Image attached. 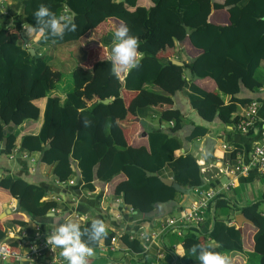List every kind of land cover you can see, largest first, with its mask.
Segmentation results:
<instances>
[{"label":"trees","instance_id":"1","mask_svg":"<svg viewBox=\"0 0 264 264\" xmlns=\"http://www.w3.org/2000/svg\"><path fill=\"white\" fill-rule=\"evenodd\" d=\"M15 1L12 9L7 8L8 16L0 15V145L7 140L4 154L10 155L17 150L19 160L23 159L22 154H41L40 161L52 167L54 181L60 184H68L76 176V167L80 179L75 186L67 187L71 190L69 192L67 188L60 191L61 187L55 183L35 184L22 176L3 175L0 187L16 198L18 205L13 214L0 221V241L13 227L27 228L31 239L35 234V221L43 227L55 226L56 219L62 223L67 214L50 216L51 209L69 210L72 204L67 200L71 197L67 198V193L79 195L82 184L84 191L94 192L96 180L110 183L118 176H124L126 179L116 186L115 194L145 219L158 203L176 199L182 189L205 187L201 166L192 153L174 157L179 141L175 136L183 128L185 117L180 109L165 106L173 103L172 96L177 92L188 89L192 107L204 121L213 122L220 118L226 125L238 122L236 113L240 106L252 101L237 97L242 87L257 92L264 86L261 74L264 65V0H225L224 5L217 4L216 0H152L153 6L149 8L139 6L138 0ZM41 3L57 16H68L76 24V30L66 31L63 39L45 40L41 37L37 44L44 51L40 54L35 50L36 54L32 55L23 47L22 24H35L33 13ZM226 7L230 14L228 25L210 22L214 9ZM12 16H16L15 21ZM111 18L126 25L130 35L138 37L140 66L126 73L123 79H117L110 75L109 59H99L86 66V54L73 70V89L63 98L54 96L63 73L51 66L55 56H52L50 46L79 44L81 38ZM109 32L114 33L113 30ZM103 38L100 42L105 47ZM177 41H189L201 50V54L185 66L159 56L161 51L174 47ZM186 70L190 73L189 80L185 76ZM199 79L214 80L218 92L201 89L195 83ZM147 84L159 87L161 93L149 91L145 87ZM123 89L139 92L129 106L122 96ZM225 96L230 97L228 103ZM108 98L112 99L108 104L99 102ZM41 99L46 100L44 111L37 104ZM158 106L165 108H155ZM146 107L153 108L152 112L162 123L174 122V126L157 130L146 128L149 147L132 146L125 135L122 120L129 111L139 115V109ZM41 116L40 131L23 135L18 144L21 126L28 121L37 122ZM85 120L90 122L87 126ZM208 132L207 127L196 125L188 140L201 139ZM165 168H170L175 184L164 182L162 172ZM23 174L29 175L28 163ZM55 192L61 196V201L48 197ZM95 199L99 202V198L94 197L89 204L93 206L95 202L98 206ZM263 202L264 194L260 202L241 209L253 222L250 223L254 227L251 249L248 248L247 230L242 235L236 225L228 224L229 219H220L217 212L229 206L228 200L220 198L214 206L216 214L211 232L204 230L202 224L184 229V235L180 237L185 250L181 264H197L191 247L195 244L207 247L212 240L216 242V246L210 248L212 251L222 255L246 253L250 257L246 264H256L254 255H257L260 264H264V211L260 208ZM91 221L80 224L81 229L88 227ZM132 234L129 230L124 231L123 244L141 253V241L138 237L131 240ZM116 235L117 232L107 226V236L103 240L110 244ZM165 246L164 264H171L173 252L167 244ZM109 256L113 261L120 258L122 262L119 264H137L125 255L110 253ZM154 259V255L149 256L147 264ZM111 260L91 257L89 263L110 264Z\"/></svg>","mask_w":264,"mask_h":264},{"label":"crops","instance_id":"2","mask_svg":"<svg viewBox=\"0 0 264 264\" xmlns=\"http://www.w3.org/2000/svg\"><path fill=\"white\" fill-rule=\"evenodd\" d=\"M15 2V0L11 2V4L8 5V8L12 9L15 6ZM216 3L224 5L225 0H216ZM138 4L139 6H144L147 8L153 6L152 0H138ZM12 17L15 21L16 16ZM209 20L210 22L217 25H228L230 23V14L228 12L227 7L223 9H214L210 15ZM119 25L123 24L119 21H116L115 19H108L102 24H100L96 29H94V31L81 38L79 44L77 43L71 45L74 50L76 48L81 49L80 52L82 55V59H80V61L85 58L86 54H88V61L86 63V66H90L93 61L99 59H108L111 54L114 38V33H110L109 31H115V29ZM12 26L14 25L12 24ZM22 35H24V37L28 39L29 47H33L35 50L39 51L40 54L42 51H44V48H41L37 44L39 39L41 38L39 34L33 33L29 35L25 29L22 30ZM102 36H104L102 42L105 47L100 42ZM33 45L38 46L40 49L38 50V47L35 48ZM59 48L60 53H63L62 49L65 50L67 47H58V49ZM200 54L201 50L195 48L192 44H190L189 41H177L174 47H169L166 50L161 51L159 56L167 57L174 64L178 62L180 64L179 66H185L186 64L190 63L193 58L198 57ZM140 57L141 55L139 56V59ZM125 74H122L121 79H123V76ZM261 74L264 78V65L261 69ZM185 76L187 80L190 79V73L188 70L185 71ZM195 83L205 91L214 93L218 92V87L214 80L199 79ZM145 87L149 91L161 93V89L157 86L147 84ZM58 91L61 92L58 93ZM66 93L67 92H64L62 88L57 87L56 90L53 92V95L63 98ZM138 95L139 92L129 91L126 89L122 90V96L126 105L128 106L138 97ZM237 97H239L240 99L249 98L252 100H258L259 102V111L256 126L248 133H241L235 128L234 125H226L222 123L220 118H216L213 122L204 121L192 107L188 96V89L177 92L174 96H172L173 103L166 106L164 105L165 107L171 106L173 108L180 109L185 117V123L183 128L175 136L177 137V139H179V141L177 143L178 148L174 152V157L178 158L181 155H185L186 153H192L197 158L198 164L201 166V168L203 166L204 168H206L205 171L202 172L203 179L205 180V187L213 185L215 184V182L225 183L229 179H231L232 177L226 174L224 171L225 160L219 156H224L225 159L230 158L231 160H233V162H236L235 158L239 157L244 159L245 161H248L249 155L253 149L254 142L259 139L261 135V130L264 128V86L257 92H252L247 88L242 87V90L237 95ZM229 100L230 97L225 96L226 103H228ZM37 104L39 107L42 108V111L45 110V99H41L37 102ZM164 106H158L155 108H165ZM152 110L154 109L151 107L141 108L139 109V115L138 113L137 115H135L134 112L129 111L128 114H126V118L122 120L125 135L129 144H131L132 146L149 147L148 132L146 128H149L148 130H157L159 128L169 127V124L165 122L162 123L159 120V116L156 113H153ZM242 111L243 106H240L236 115L239 116ZM139 120L145 121V125H141ZM42 123V121H28L24 123L21 126L22 130L20 136L18 137L17 143L20 144L21 137L25 134H37L41 129ZM196 125L207 127L209 129V132L205 137L201 139L189 141L188 138ZM225 146L229 147V149H225ZM232 148L233 152L227 153L232 150ZM3 149L4 146L3 144H1L0 178H2L3 175L13 174L18 177L22 176L28 181L35 184H56V180L54 181V176L52 173V167L40 161L41 154L33 155V158L37 160V165L35 166L36 171L33 173L32 169L34 162L31 159H28V162L23 160L24 158L19 160L18 158H16L18 153H15L14 157L11 158V156L4 154ZM234 154L235 156H233ZM210 162L215 165L209 167ZM27 163L29 166L28 176L23 174V169L24 167H26ZM168 170V168H165L162 172L164 179L173 178L171 170ZM125 179L126 178L124 176H118L110 183H103L99 180H96V190L91 194H88V192L86 191H82V193H80L79 195L67 193V198L71 196L70 200L66 198L65 192L63 193V196L72 205L76 206L77 211L81 213H87L93 219L98 218L103 220L109 228L116 231L118 234L124 233V231L126 230H129L132 233L139 232L142 228L144 230L146 229L147 231L150 229L158 230L161 221H165L168 217L178 216L187 204L197 199L193 189H182L180 191L181 193L176 197V199L170 202L157 204L153 212L150 213L148 218L145 219L143 216L137 215V213L129 214L126 211L127 204L122 201L123 199L121 197L115 194L116 186ZM56 185L60 187V184ZM67 187L68 186H66V188ZM63 190L64 189L61 188L60 191ZM66 190H68L69 192L71 191L68 188ZM263 194L264 174H261L257 169H252L248 175L239 176L237 178V187L227 192L224 196V198L229 201V206L226 208H222L220 219H229V225L236 224L237 226H239L238 222H242V235L247 230L249 249L254 246V241L251 236V230H254V227L240 217V214H243L241 212V209L245 206H248L249 204H253L263 200ZM48 197L55 200L56 198H59L60 195L55 192L54 194H49ZM94 197L99 198V202L95 199V201L98 202V206H95V202L93 206L89 204V201H92ZM117 200H120V202H118ZM17 205L18 200L12 197L8 191L0 187V216L4 212H11L9 215L13 214L14 209L17 208ZM214 206L215 204L211 209V213H207L208 217H210V215L212 217H210L212 219V224L210 225L208 223L209 232L212 231L215 222L214 214H216V208ZM260 208L264 211V202L261 204ZM58 223L61 222L56 219L53 225L56 226V224ZM165 241L168 249L173 252L171 256V264H181L182 257L178 254L180 252H183L185 255L183 245L170 242L167 236L165 238ZM212 243H214V240L210 242V244ZM224 256H227L232 263L236 262L237 258L240 260L239 264H246L247 260H250L248 254L240 252L225 253ZM258 264H260V259L258 260Z\"/></svg>","mask_w":264,"mask_h":264},{"label":"built area","instance_id":"3","mask_svg":"<svg viewBox=\"0 0 264 264\" xmlns=\"http://www.w3.org/2000/svg\"><path fill=\"white\" fill-rule=\"evenodd\" d=\"M13 1L14 0H0V15H9L7 8ZM22 30H25L23 26ZM258 111L259 102L257 100H253L247 104L243 108L242 115L239 116L236 128L241 133H248L254 129L258 119ZM224 148L229 149L227 146ZM16 152L17 150H14L9 156L13 158ZM232 152L233 148L227 153ZM22 156L34 162L35 165L33 164L32 169L34 173L36 171L35 166L37 165V160L29 154H23ZM219 157L225 160L224 171L232 178L225 183H216L215 186L210 185L208 187L193 189L197 199L187 204L178 216L168 217L165 221H161L158 230L150 229L147 231L142 228L139 232H134L131 235V240L135 239V237L140 239L143 248L141 253H136L126 247L122 241L124 233H121L117 234L116 237L111 240L110 244H106L104 240H102L96 247H93L95 251L93 257H104L111 260L109 254L118 253L122 256L125 255L131 260H135L137 264H147L149 256L154 255L155 259L149 262V264H164L166 246L163 236L165 233L172 232L182 237L184 235V229L191 226L199 227L206 220V214L209 212L212 204L217 199H224L227 192L237 187V178L239 176L248 175L252 169H257L261 174H264V128L261 130L259 139L254 142L248 161L239 157L235 158L236 162H233L230 158L225 159L224 156ZM213 165L215 164L210 162L209 167ZM205 169L206 168L203 166L201 172H204ZM76 170L78 175L68 181L70 185H76L78 182L79 170L77 167ZM56 183L58 184L59 182L57 181ZM88 194H91V192H88ZM55 200L61 201V198L59 197ZM117 201L120 202V200ZM126 211L129 214L137 213L128 205L126 206ZM65 214H67V216H65L63 222L73 220L76 223L85 224L92 219L89 214L77 211L75 205H71V208L67 211L63 210V208L56 207L49 212L50 216L63 217ZM54 228L55 226L43 227L41 223L35 221L33 225L35 234L31 239L29 238V231L27 228L21 226L11 228L4 240L0 241V264H67V261L59 254L61 249L53 248L46 242L47 236L51 235ZM143 257L144 259L141 260ZM119 261L120 259L118 258L116 262ZM110 262H112V260Z\"/></svg>","mask_w":264,"mask_h":264},{"label":"clouds","instance_id":"4","mask_svg":"<svg viewBox=\"0 0 264 264\" xmlns=\"http://www.w3.org/2000/svg\"><path fill=\"white\" fill-rule=\"evenodd\" d=\"M33 16L35 19L34 25H23V28L26 29L29 35L37 33L45 40H48L49 38L63 39L66 31L76 30V24L72 22L68 16L63 14L57 16L56 13L43 3L38 6V9L33 13ZM23 38H25L24 35ZM138 48V37L130 35V30L126 25H119L114 31L113 46L111 54L108 57L111 62L110 75L119 79L122 74L138 68L140 66V53L138 52ZM244 107L245 106H243V108ZM84 123L87 126L90 122L85 120ZM236 124L234 125L235 128ZM76 175L78 174L76 173ZM79 179L80 174L78 182ZM64 185L75 186L70 184ZM80 190L81 193L84 191L83 184L81 185ZM106 236L107 225L101 219H93L91 224L88 227L83 228V230L79 223L71 222L70 220L56 224L51 235L47 236L46 242L53 248L61 249L59 254L67 261V264H89V258L95 255L92 245L99 244L104 238H106ZM84 237L87 239H83ZM214 246H216L215 242L209 244L207 247L198 244L191 247L190 251L196 257L197 264H231V261L227 256L210 250V248ZM178 255L184 257L183 252H180ZM116 260H112V262L109 263L119 264L122 262L121 259L119 262H116Z\"/></svg>","mask_w":264,"mask_h":264},{"label":"rangeland","instance_id":"5","mask_svg":"<svg viewBox=\"0 0 264 264\" xmlns=\"http://www.w3.org/2000/svg\"><path fill=\"white\" fill-rule=\"evenodd\" d=\"M40 46V44H38ZM35 48H37L38 46L36 45H33ZM67 48L64 50L62 49V52L63 53H60V48L58 49V47L56 45H51L50 46V51L52 52V56H55L53 58V61L51 62V66H54L55 68L59 69L62 73H63V79L62 81H60L58 84H57V87L59 88H62V90L65 92L73 89V76H72V73H73V70L78 66V64L82 61H80V59H82V55H81V49L80 48H76L74 50V48L71 46V45H68L66 46ZM40 48L38 47V50ZM61 92V91H58V93ZM39 121H42L43 122V117L41 116ZM39 125V124H38ZM174 126V122H171L169 123V127H173ZM167 127V128H169ZM167 169V168H166ZM170 171V168H168ZM61 188L65 189L66 186L64 184L60 185ZM216 203V201L212 204V206L210 207V210L213 208V205ZM250 205V204H249ZM219 215H221L222 213V209L219 210ZM207 215V221L203 222L202 223V228L204 230H209V227H208V223L211 225L212 224V217L210 215V217H208V214ZM71 222H74L73 220H71ZM232 225H236V224H232ZM237 226V225H236ZM237 228L239 229V226H237ZM167 236V235H166ZM166 236L164 235L163 236V239H164V242L165 241V238ZM169 236V237H168ZM167 236L168 240L170 242H173V243H176V244H182V238L178 237L176 234H169ZM166 244V243H165ZM254 258L256 260V263L258 264V260L260 259L259 256L257 255H254ZM236 262L237 263H240V260L237 258L236 259Z\"/></svg>","mask_w":264,"mask_h":264},{"label":"water","instance_id":"6","mask_svg":"<svg viewBox=\"0 0 264 264\" xmlns=\"http://www.w3.org/2000/svg\"><path fill=\"white\" fill-rule=\"evenodd\" d=\"M23 43H24V44H23V47L26 48V49H27L32 55H35V54H36L35 49L32 48V47H29V46L27 45V43H28V39L23 38ZM176 64H177V65H180L178 62H176ZM111 101H112V99H111V98H108V99L100 100L99 102H102V103H104V104H108V103H110ZM139 121H140V120H139ZM140 122H141V124H142L143 126L145 125V121H140ZM6 142H7V140H4V142H3V146H4V147L6 146ZM164 182L167 183L168 185H173V184H175V180H174V178H171V179H164ZM204 182H205V180H204ZM170 201H172V200H170ZM170 201H168V202H170ZM162 203H166V202H162ZM158 204H159V203H158ZM10 213H11V212H4V213L0 216V221L3 220L6 216H8ZM240 217H241L244 221L253 224V222H252L250 219H248L244 214H240ZM156 224H157V223H156ZM238 225H239V230L242 232V229H241V227H242V222L239 221V222H238ZM214 242H215V241H214Z\"/></svg>","mask_w":264,"mask_h":264}]
</instances>
